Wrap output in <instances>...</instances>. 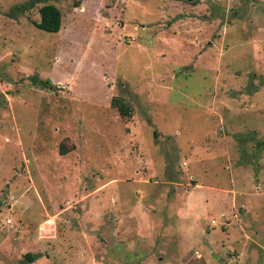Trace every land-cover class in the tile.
<instances>
[{
    "label": "rangeland",
    "instance_id": "rangeland-1",
    "mask_svg": "<svg viewBox=\"0 0 264 264\" xmlns=\"http://www.w3.org/2000/svg\"><path fill=\"white\" fill-rule=\"evenodd\" d=\"M0 264H264V0H0Z\"/></svg>",
    "mask_w": 264,
    "mask_h": 264
},
{
    "label": "trees",
    "instance_id": "trees-1",
    "mask_svg": "<svg viewBox=\"0 0 264 264\" xmlns=\"http://www.w3.org/2000/svg\"><path fill=\"white\" fill-rule=\"evenodd\" d=\"M179 1H186V2H194L196 0H179ZM39 21L36 22V26L42 30L48 32H57L61 27V11L60 9L54 4H44L39 8ZM50 89L54 87L52 84L47 85ZM110 104L112 107L116 108L119 115L122 118L130 117L132 115L133 109L130 104L126 101V99L122 97L114 96L110 100ZM67 150L64 148L63 145L60 146V153H65ZM38 254L34 253H27L24 255V259L20 260L19 263L26 261H33Z\"/></svg>",
    "mask_w": 264,
    "mask_h": 264
},
{
    "label": "built area",
    "instance_id": "built-area-1",
    "mask_svg": "<svg viewBox=\"0 0 264 264\" xmlns=\"http://www.w3.org/2000/svg\"><path fill=\"white\" fill-rule=\"evenodd\" d=\"M6 222H7V224H10L11 223V219L7 218Z\"/></svg>",
    "mask_w": 264,
    "mask_h": 264
}]
</instances>
